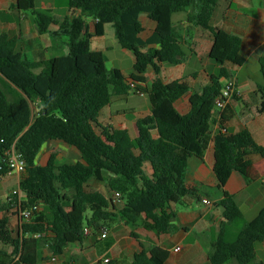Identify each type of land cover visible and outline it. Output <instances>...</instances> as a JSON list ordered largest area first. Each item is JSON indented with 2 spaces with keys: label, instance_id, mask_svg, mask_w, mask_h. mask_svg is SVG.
I'll return each instance as SVG.
<instances>
[{
  "label": "trees",
  "instance_id": "obj_1",
  "mask_svg": "<svg viewBox=\"0 0 264 264\" xmlns=\"http://www.w3.org/2000/svg\"><path fill=\"white\" fill-rule=\"evenodd\" d=\"M62 1L84 16L65 20L53 33L67 37V56L32 63L16 39L0 35V178L9 175L7 152L15 147L26 162L19 185L25 196L21 209L43 204L29 222L21 219L22 228L16 232L7 215L20 216L17 199L0 200V264H53L50 259L40 263L44 247L60 257L70 244L81 243L88 230L101 236L103 226L116 219L133 226L145 217L147 230L168 233L174 217L170 205L196 195L186 184L188 160L191 156L203 158L208 147L215 101L225 88L223 80L230 79L226 65L243 67L246 62L242 39L212 26L219 0ZM17 8L34 10L35 0H19ZM188 8L195 13L188 14L187 21L212 33L209 57L220 67L200 93L192 92L184 81L166 84L159 78L163 67L183 63L191 52L173 34L174 17ZM142 15L156 25L147 39L142 38ZM88 17L98 21L96 36H102L105 25L111 24L122 48L134 53V73L129 78L119 69L108 68L106 53L91 50L94 36L87 31ZM35 22L38 31L46 33L54 19L49 12L38 13ZM259 66L258 111L264 113V56ZM150 67L157 79L148 91L142 85ZM130 92L148 93L152 103V117L137 123L136 143L127 131L99 122L115 96L126 97ZM190 92L191 111L182 115L175 104ZM36 104L40 105L37 111ZM48 141L76 148L84 163L57 166L52 154L46 166H38L37 155ZM213 144L218 190H224L233 172L254 177L251 157H264V147L248 130L230 138L222 129ZM147 164L151 175L146 173ZM92 180L105 182L112 194H121V201L115 203L100 192L88 191ZM218 205L224 222L211 264H264L255 262L257 246L264 242V207L255 219L245 222L230 193L223 191ZM48 232L54 236L48 237ZM36 234L42 236L35 238ZM169 255L153 247L149 254L137 255L135 264H165Z\"/></svg>",
  "mask_w": 264,
  "mask_h": 264
},
{
  "label": "crops",
  "instance_id": "obj_2",
  "mask_svg": "<svg viewBox=\"0 0 264 264\" xmlns=\"http://www.w3.org/2000/svg\"><path fill=\"white\" fill-rule=\"evenodd\" d=\"M19 0H0V35L16 39L24 57L32 63H40L53 58L67 56L70 52L67 37L53 35L60 29L65 20H76L84 17L81 10L69 9L62 0H35V9L22 11L17 8ZM50 13L54 23H50L46 33H40L36 24L38 13ZM194 8L176 15L173 22V34L182 45L191 52L185 61L177 66L163 67L159 78L166 84L174 81L186 82L192 92H202L209 85L210 75L217 74L220 67L209 57L213 45V35L201 28L197 22H188V14L193 15ZM88 33L94 37L91 40L92 51H102L108 57V68L119 69L129 78L134 73L136 58L134 53L123 49L115 35L111 24L104 27L102 36H96L98 21L85 18ZM145 28L143 39L149 38L156 25L146 15L141 16ZM212 26L222 29L242 39V55L246 62L243 67L226 65L230 73L229 80L223 84L232 83L238 95L222 110H214V124L209 134V144L203 158L191 156L188 160L186 184L196 190V195L186 196L180 203L171 204V229L166 234H157L144 227L145 217L135 225H126L120 219L108 223L109 234L101 239L98 233L88 230L81 243L70 244L60 257H55L46 246L40 252V263L50 259L53 264H101L108 259V264H135V257L142 252L149 254L153 247H160L169 252L165 264H211L210 256L214 253V244L218 239L224 222L223 210L219 202L223 199V191L234 196V200L243 215L255 219L264 207V157L253 155L252 168L254 177L249 178L239 172H233L224 190H218V178L214 172L215 154L213 138L225 129L230 138L239 132L248 130L256 143L264 147V113H259L261 102L258 86L262 80L252 72H247L252 65L254 72L259 59L264 56V0H219ZM112 53V59L109 55ZM119 64V65H117ZM211 68V70H209ZM40 72V69L35 71ZM245 72V74H243ZM147 81L143 88L150 91L157 76L152 67L146 73ZM180 98L175 107L182 115L191 111V93ZM34 107L37 111L39 104ZM152 117V103L146 93L141 96L130 92L128 96H115L99 117L104 127L125 130L132 141L138 138L137 123ZM52 154L56 155V165H73L84 163L82 154L74 147L62 141H48L39 151L36 164L46 166ZM147 175L152 174L149 164L145 167ZM17 176L19 184L12 190L5 189V179ZM109 178V174H105ZM22 175L11 174L0 178V200L4 203L10 199L11 193L19 189ZM88 191L100 192L107 198L113 195L105 182L90 181ZM209 200L212 205H205ZM43 208V207H42ZM11 227L16 232L22 228L21 218L13 214L7 215ZM135 234V236H134ZM48 237H53L51 232ZM181 248L178 252L175 250ZM256 263H264V242L256 249ZM226 264H237L234 261Z\"/></svg>",
  "mask_w": 264,
  "mask_h": 264
},
{
  "label": "built area",
  "instance_id": "obj_3",
  "mask_svg": "<svg viewBox=\"0 0 264 264\" xmlns=\"http://www.w3.org/2000/svg\"><path fill=\"white\" fill-rule=\"evenodd\" d=\"M131 87L134 88L135 85L131 84ZM137 94L144 96V93L136 92ZM238 95V91L234 87L232 83L225 85V88L219 95V97L215 101L214 110H222L226 107L230 100H232L235 96ZM213 110V111H214ZM7 166L10 170L9 175L11 174H18L24 175L26 173V162L23 156L17 152L15 147H13L10 151L7 152ZM11 199L16 198L18 205L20 206V217L24 222H29L32 219L34 212H40L42 210L43 204H36L32 208L29 209H21V204L25 199L24 194L21 192L20 188L14 190L10 196ZM111 198L114 200L115 203H119L121 201V194L114 193ZM205 205H212V202L209 200L203 201ZM109 234L108 226L104 225L101 230V239H106ZM42 234L34 235L35 238H40ZM181 248H177L175 251L178 252ZM52 262H55V257H53ZM109 260H104L101 264H108Z\"/></svg>",
  "mask_w": 264,
  "mask_h": 264
},
{
  "label": "rangeland",
  "instance_id": "obj_4",
  "mask_svg": "<svg viewBox=\"0 0 264 264\" xmlns=\"http://www.w3.org/2000/svg\"><path fill=\"white\" fill-rule=\"evenodd\" d=\"M112 53L109 55V58L110 59H112ZM117 65H119V64H117ZM259 65H257V69H259ZM248 69H247V72L249 71V72H252V74H254L256 77H258V78H260L261 80H262V75H261V73H260V71H258L257 70V72H254V70H252L251 68H253V66L252 65H248V67H247ZM209 70H211V68L209 69ZM243 74H245V72L243 73ZM22 176H24V175H22ZM5 189H8V190H12V189H14V188H16L17 186H18V184H19V179H18V177L17 176H11V177H7L6 179H5ZM19 218H21L20 216H19ZM244 221L245 222H250V221H252L251 219H249L248 220V218H246V217H244Z\"/></svg>",
  "mask_w": 264,
  "mask_h": 264
}]
</instances>
